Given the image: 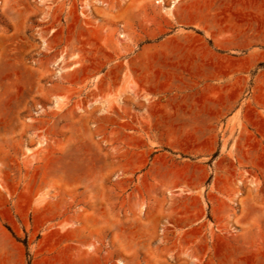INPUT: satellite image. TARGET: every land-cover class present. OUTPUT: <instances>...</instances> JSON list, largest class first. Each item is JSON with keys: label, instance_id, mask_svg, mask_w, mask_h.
I'll list each match as a JSON object with an SVG mask.
<instances>
[{"label": "rangeland", "instance_id": "1", "mask_svg": "<svg viewBox=\"0 0 264 264\" xmlns=\"http://www.w3.org/2000/svg\"><path fill=\"white\" fill-rule=\"evenodd\" d=\"M73 228L113 264H264V0H0V264Z\"/></svg>", "mask_w": 264, "mask_h": 264}, {"label": "crops", "instance_id": "2", "mask_svg": "<svg viewBox=\"0 0 264 264\" xmlns=\"http://www.w3.org/2000/svg\"><path fill=\"white\" fill-rule=\"evenodd\" d=\"M240 10V9H238ZM231 20V18H230ZM224 26V27H223ZM221 26L224 28L225 35L219 38L214 39V44L218 49L227 50L230 48H241L247 43L246 38L243 33L239 32L237 28L234 27V24L231 21H226V23ZM218 27L219 29H222ZM241 38V39H240ZM219 41H222L220 44ZM209 53L210 58L203 56L204 54ZM199 76L209 77V78H224L226 80L228 74L233 72L234 68L236 70L242 71L243 63L234 60L233 58L227 55H221L214 51H206L200 55ZM166 59H164V62ZM166 64V63H164ZM208 65V66H207ZM120 226V225H119ZM78 228L65 229L59 235L60 242L54 241L55 243L47 240L45 238L38 239V242L34 246L32 264H113L112 260L108 259L109 256H112V249H98L90 247L89 245H81L78 247H72L67 244L68 238L75 236L79 241H89L88 235L81 234L77 231ZM103 228V233L99 236L94 237L95 240L105 239V235H109V240H120L125 239V236H122L120 233L119 227L113 228V231H108ZM128 240H133L131 235L128 234Z\"/></svg>", "mask_w": 264, "mask_h": 264}, {"label": "trees", "instance_id": "3", "mask_svg": "<svg viewBox=\"0 0 264 264\" xmlns=\"http://www.w3.org/2000/svg\"><path fill=\"white\" fill-rule=\"evenodd\" d=\"M23 243H24V244H26V241H24ZM27 264H30V262L28 261V263H27Z\"/></svg>", "mask_w": 264, "mask_h": 264}]
</instances>
